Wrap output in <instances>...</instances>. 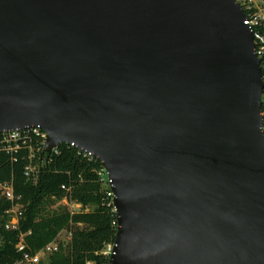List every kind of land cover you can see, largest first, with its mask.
Here are the masks:
<instances>
[{"label": "water", "instance_id": "95a60500", "mask_svg": "<svg viewBox=\"0 0 264 264\" xmlns=\"http://www.w3.org/2000/svg\"><path fill=\"white\" fill-rule=\"evenodd\" d=\"M237 0H0V134L108 174L110 264H264V79Z\"/></svg>", "mask_w": 264, "mask_h": 264}, {"label": "trees", "instance_id": "16d2710c", "mask_svg": "<svg viewBox=\"0 0 264 264\" xmlns=\"http://www.w3.org/2000/svg\"><path fill=\"white\" fill-rule=\"evenodd\" d=\"M2 137L0 183L13 182L23 215L19 229H8L7 211L13 203L0 195V264H13L25 252L34 255L64 231L72 237L60 241L59 250L40 264H109L103 250L115 242L118 223L110 188L101 179V162L90 161L67 145L58 155L41 150L30 159L27 147L15 150L16 143H3ZM30 164L38 165L37 180L25 174ZM21 234H25V252L17 249Z\"/></svg>", "mask_w": 264, "mask_h": 264}, {"label": "built area", "instance_id": "2783aa9c", "mask_svg": "<svg viewBox=\"0 0 264 264\" xmlns=\"http://www.w3.org/2000/svg\"><path fill=\"white\" fill-rule=\"evenodd\" d=\"M237 1L244 9L245 17H246L245 23L250 27L251 31L254 34L255 52L259 57V59L261 60V66L264 76V0H237ZM262 115H263V131H264V94H263V104H262ZM2 134H3L2 137L3 143H8V144L16 143V146L13 147L15 150H18L21 147L22 148L27 147L30 150V159H33L36 156L37 152L41 150L44 152L46 133L38 127H33L25 130H17L10 133L5 132ZM63 145H67L71 148L77 149L80 155L84 156L90 161H98V159L93 155V153L85 152L82 149H79L75 143L62 144L61 146L55 148L52 151V153L49 155H58L61 152V147ZM37 166L38 165L30 164L26 168L25 174L28 178H33L37 180L39 173ZM100 175H101V179L105 182L107 187L110 188L108 196L112 199V204H113L114 194L111 190L108 174L105 171L104 167L100 172ZM63 188L67 190L71 189L70 186H66V185H64ZM0 195L7 198L13 203L12 208L7 211L11 216L7 228L11 230L19 229L23 211L21 210L19 205L16 204L17 197L15 195L13 182L0 183ZM64 202L69 204L67 198L64 199ZM113 208L115 210L114 204H113ZM64 232H61L54 241L46 245L44 248H42L34 255H30L29 253L25 252L27 249V244L25 242V234H21L20 240L17 244V249L20 252H25V254L21 259L16 260L13 264H40L43 260L47 259L49 255L59 250L60 241L62 240L67 241L72 237L71 232H65L66 234L63 236ZM115 245H116L115 242L110 243L107 246H105L103 250V254L107 256V258L109 259V264ZM88 264H96V263L89 262Z\"/></svg>", "mask_w": 264, "mask_h": 264}, {"label": "rangeland", "instance_id": "374dc122", "mask_svg": "<svg viewBox=\"0 0 264 264\" xmlns=\"http://www.w3.org/2000/svg\"><path fill=\"white\" fill-rule=\"evenodd\" d=\"M70 206H71V205H70ZM73 209H75V208L73 207ZM65 234H66V233L64 232V233H63V236H64Z\"/></svg>", "mask_w": 264, "mask_h": 264}]
</instances>
